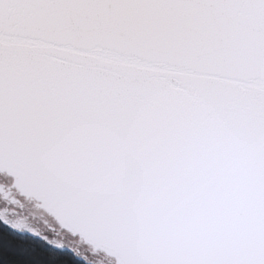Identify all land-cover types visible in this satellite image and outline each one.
I'll use <instances>...</instances> for the list:
<instances>
[{
  "label": "snow or ice",
  "instance_id": "1",
  "mask_svg": "<svg viewBox=\"0 0 264 264\" xmlns=\"http://www.w3.org/2000/svg\"><path fill=\"white\" fill-rule=\"evenodd\" d=\"M0 264H264V0H0Z\"/></svg>",
  "mask_w": 264,
  "mask_h": 264
}]
</instances>
